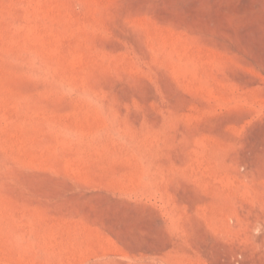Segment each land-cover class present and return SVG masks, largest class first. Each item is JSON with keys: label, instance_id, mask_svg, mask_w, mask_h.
Returning a JSON list of instances; mask_svg holds the SVG:
<instances>
[{"label": "rangeland", "instance_id": "1", "mask_svg": "<svg viewBox=\"0 0 264 264\" xmlns=\"http://www.w3.org/2000/svg\"><path fill=\"white\" fill-rule=\"evenodd\" d=\"M0 264H264V0H0Z\"/></svg>", "mask_w": 264, "mask_h": 264}]
</instances>
